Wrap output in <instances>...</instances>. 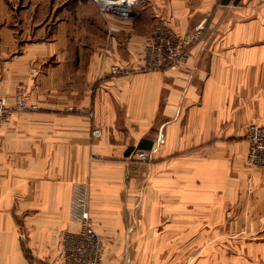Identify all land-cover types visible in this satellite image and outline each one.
Here are the masks:
<instances>
[{"label":"crops","instance_id":"1","mask_svg":"<svg viewBox=\"0 0 264 264\" xmlns=\"http://www.w3.org/2000/svg\"><path fill=\"white\" fill-rule=\"evenodd\" d=\"M7 2L0 93L14 102L30 61L43 72L39 108L0 126V264H61L75 192L104 264H264V168L246 163V124H264V0H136L129 19L97 0ZM157 14L201 37L179 68L136 70Z\"/></svg>","mask_w":264,"mask_h":264},{"label":"built area","instance_id":"2","mask_svg":"<svg viewBox=\"0 0 264 264\" xmlns=\"http://www.w3.org/2000/svg\"><path fill=\"white\" fill-rule=\"evenodd\" d=\"M103 14H112L122 19L134 15L136 0H97ZM202 34V26H196L194 32L175 30L162 16L156 15V23L146 38L136 70L160 71L177 69L189 56L190 47L198 41ZM109 71L116 75H125L133 69L114 63ZM43 72V66L35 61L29 62V88L19 86L14 94V102L10 103L7 95L0 93V126L10 122L13 111L37 110V102H31L29 92L35 88V81ZM249 152L246 163L250 167H264V124L250 121L246 124ZM100 136L101 130L93 131ZM141 160L147 158V152H138ZM72 217L79 225L78 231H67L61 240V264H102L103 244L94 228L88 210L85 192L74 194L72 201ZM72 218V220H74Z\"/></svg>","mask_w":264,"mask_h":264},{"label":"rangeland","instance_id":"3","mask_svg":"<svg viewBox=\"0 0 264 264\" xmlns=\"http://www.w3.org/2000/svg\"><path fill=\"white\" fill-rule=\"evenodd\" d=\"M4 2H5V4L6 3H8L7 2V0H4ZM24 3V2H23ZM4 4V3H3ZM8 5V8H9V10L11 11V8L12 9H14L15 11L17 10V9H19V7L21 6L20 4H19V2H17L16 4H14L15 5V8L14 7H12V5L11 4H7ZM6 5V6H7ZM5 6V7H6ZM0 7H1V5H0ZM1 8H0V12H1ZM5 11H6V9H5ZM155 23H156V18H155V21H154V25H155ZM154 25H153V27H154ZM153 27H152V29H153ZM152 29H151V31H152ZM151 31L149 32V34L151 33ZM189 32H194V28L191 30V31H189ZM148 34V35H149ZM148 35H147V37H148ZM146 37V38H147ZM201 37V36H200ZM195 45V43L190 47V49H189V54H190V51H191V48L193 47ZM188 58V57H187ZM36 62V61H35ZM28 69H29V63H28ZM28 77H29V75H28ZM39 77V76H38ZM37 80H38V78H37ZM37 80L35 81V86H36V84H37ZM27 81H29L28 83H23V84H25V85H21V86H25V87H27V88H29L30 87V85L32 84V82H31V80H30V78H29V80H27ZM16 91V90H15ZM29 95L31 96V92H29ZM253 168H262V167H253ZM264 168V167H263ZM102 264H104L103 263V260H102Z\"/></svg>","mask_w":264,"mask_h":264}]
</instances>
